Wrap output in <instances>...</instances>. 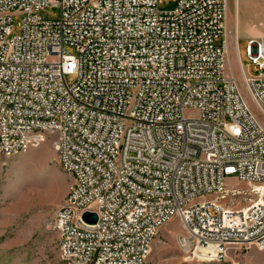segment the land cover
Segmentation results:
<instances>
[{
	"label": "built area",
	"instance_id": "obj_1",
	"mask_svg": "<svg viewBox=\"0 0 264 264\" xmlns=\"http://www.w3.org/2000/svg\"><path fill=\"white\" fill-rule=\"evenodd\" d=\"M160 4L0 0V154L51 139L73 175L55 215L62 264H143L172 217L201 260L264 248V38H247L252 75L236 34L249 101L227 65L228 0Z\"/></svg>",
	"mask_w": 264,
	"mask_h": 264
},
{
	"label": "rangeland",
	"instance_id": "obj_2",
	"mask_svg": "<svg viewBox=\"0 0 264 264\" xmlns=\"http://www.w3.org/2000/svg\"><path fill=\"white\" fill-rule=\"evenodd\" d=\"M176 2L161 0L160 5L173 8ZM236 4L237 0H228L230 59L227 65L228 69L232 67L250 101L241 83L234 43L238 34L241 63L250 74L257 75L246 45L248 37L264 38V5L253 3L246 11L243 7L238 11ZM42 14L47 19H55L60 15V7L47 6ZM222 39L220 35L217 44ZM66 78L71 81L74 76ZM228 181L244 186L233 178ZM72 183L73 175L60 164L51 139L18 155L0 154V264H62L55 215ZM183 232L179 218H170L153 238L150 254L143 264H264V248L253 245L232 246L220 263L201 260L178 242L177 235Z\"/></svg>",
	"mask_w": 264,
	"mask_h": 264
},
{
	"label": "crops",
	"instance_id": "obj_3",
	"mask_svg": "<svg viewBox=\"0 0 264 264\" xmlns=\"http://www.w3.org/2000/svg\"><path fill=\"white\" fill-rule=\"evenodd\" d=\"M253 3H262L264 5V0H237L236 6L238 7V11L240 9L239 7H243V10L246 11Z\"/></svg>",
	"mask_w": 264,
	"mask_h": 264
},
{
	"label": "water",
	"instance_id": "obj_4",
	"mask_svg": "<svg viewBox=\"0 0 264 264\" xmlns=\"http://www.w3.org/2000/svg\"><path fill=\"white\" fill-rule=\"evenodd\" d=\"M83 219L89 223H94L97 221V214L95 212L86 211L83 214Z\"/></svg>",
	"mask_w": 264,
	"mask_h": 264
},
{
	"label": "bare ground",
	"instance_id": "obj_5",
	"mask_svg": "<svg viewBox=\"0 0 264 264\" xmlns=\"http://www.w3.org/2000/svg\"><path fill=\"white\" fill-rule=\"evenodd\" d=\"M199 255V254H198Z\"/></svg>",
	"mask_w": 264,
	"mask_h": 264
}]
</instances>
